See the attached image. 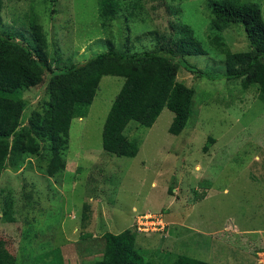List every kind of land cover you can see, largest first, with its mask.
Segmentation results:
<instances>
[{
    "label": "rangeland",
    "instance_id": "374dc122",
    "mask_svg": "<svg viewBox=\"0 0 264 264\" xmlns=\"http://www.w3.org/2000/svg\"><path fill=\"white\" fill-rule=\"evenodd\" d=\"M139 1L146 23L138 16L127 25L120 16L104 29L98 0H2L0 35L32 43L31 24H41L56 73L107 51L106 41L118 51L150 50L156 35L149 33L166 35L175 23L189 25L207 52L186 59L213 78H197L181 68L178 81L196 91L186 128L180 135L169 133L174 114L167 108L152 128L131 122L125 134L140 147L136 157L126 158L108 154L102 140L125 79L103 77L89 114L72 122L61 152L64 170L49 177L46 158L29 156L22 168L3 172L0 251L7 264H59L48 254L52 251L61 253L64 264H95L105 248L103 236L126 229L137 232L138 250L152 264H174L182 255L209 264H264L259 90H243L239 80L224 77L225 58L212 44L208 0ZM239 1L258 4L264 20V0ZM223 37L232 52L250 49L242 25L231 26ZM49 79L46 75L41 86L22 93V127L47 99ZM210 137L215 144L205 152ZM200 193L206 197L197 200ZM9 202L13 222L4 217ZM147 215L162 216L166 230H136L137 219Z\"/></svg>",
    "mask_w": 264,
    "mask_h": 264
},
{
    "label": "trees",
    "instance_id": "16d2710c",
    "mask_svg": "<svg viewBox=\"0 0 264 264\" xmlns=\"http://www.w3.org/2000/svg\"><path fill=\"white\" fill-rule=\"evenodd\" d=\"M207 6L212 44L225 58L224 77L228 81L239 80L243 90L257 87L264 101V20L260 6L239 0H208ZM143 10L139 0H98L104 29L112 27L120 16L127 25L139 17L146 23L142 18ZM1 11L2 0L0 20ZM233 25L244 27L250 43L248 51L232 52L228 47L223 33ZM31 27L32 43L0 35V178L8 169L22 168L29 156L46 158L45 173L49 177L64 170L66 161L61 152L67 149L72 122L89 114L88 109L105 76L121 77L125 82L107 116L102 134L103 148L108 154L126 158L136 157L140 147L137 140H130L125 134L131 122L152 128L167 108L174 114L169 133L180 135L186 128L193 115L196 91L178 81L181 68L197 78L213 79L186 59L207 54L189 25L171 23V31L166 35L150 32L149 35H156L155 45L142 52L118 51L111 41H106L107 51L87 62L73 63L57 73L49 61L44 27L38 23H32ZM46 75H50L47 99L22 127L26 108L22 93L41 86ZM46 142L49 145H45ZM212 144L215 140L210 137L204 151ZM205 197L206 193H200L197 200ZM84 210L87 213L89 206L85 205ZM4 217L14 221L11 202L5 204ZM137 236L132 229L120 234L106 233L102 257L95 264H152L138 250ZM48 254L53 262L58 260L59 264H64L60 252ZM3 257L0 251V264H7ZM174 264L209 263L182 255Z\"/></svg>",
    "mask_w": 264,
    "mask_h": 264
},
{
    "label": "built area",
    "instance_id": "2783aa9c",
    "mask_svg": "<svg viewBox=\"0 0 264 264\" xmlns=\"http://www.w3.org/2000/svg\"><path fill=\"white\" fill-rule=\"evenodd\" d=\"M162 216H144L139 219H137V230L139 232L148 231L149 228L147 226H150V229L153 230V232L161 230L164 232L166 230V224L164 223V220H162ZM151 221V222H150Z\"/></svg>",
    "mask_w": 264,
    "mask_h": 264
}]
</instances>
